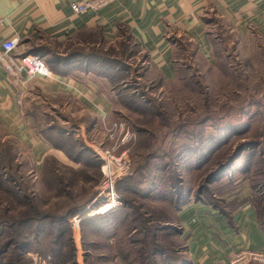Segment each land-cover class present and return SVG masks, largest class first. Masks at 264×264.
<instances>
[{
  "label": "rangeland",
  "instance_id": "obj_1",
  "mask_svg": "<svg viewBox=\"0 0 264 264\" xmlns=\"http://www.w3.org/2000/svg\"><path fill=\"white\" fill-rule=\"evenodd\" d=\"M213 18L214 62L195 58L194 45L180 37L183 51L177 52L180 59L177 74L168 81L157 76L154 78L148 56L138 52L128 35L117 44L99 47H87L90 41L84 42L86 35L63 41L33 40L29 44L45 45L41 54L52 59L55 68L62 72L75 70L71 63L78 55L82 56L79 60L85 62L92 57L91 53H100L105 58L95 56L93 60L101 62L100 67L107 65V68L93 66L115 78L111 67L118 65L115 67H119L121 76L123 74L127 81L124 85V81L115 83L120 77L112 81L108 77L107 82H102L101 88L113 97L115 103L116 111L111 117L106 115L99 119L93 111L91 115L75 105L70 124H64V116L53 112L43 117L41 123H49L55 117L57 124L60 122L67 127L82 123L86 127L88 144H95L101 150L113 144L107 137L104 121L107 124L115 120L126 121L135 132L130 142L117 150V154L126 150L130 173L119 183V194L128 208L123 206L118 216H114L117 221L114 233L102 232L106 215L92 214L96 215L95 218L89 219V223L85 221V227L75 216L70 219V224L60 222L64 240L70 235L74 238L78 264H124L115 256L120 243L133 247L130 248V259L136 257L137 248L143 245L147 248L143 264H166L162 260L152 261V242L158 239L161 247L169 253L167 258L171 262L173 258H183V241L177 233L182 227L177 222L178 198L170 187L177 185L175 191L183 188L186 203L195 201L200 187L207 185V177L227 162L241 144L249 148L235 163V169L210 182L209 190L204 188L201 196L206 201L214 200V196L219 197L235 183L246 179L257 188L253 195L258 205H264V197H259L264 193V35L257 33L249 40H240L219 17L213 15ZM193 59L196 64L190 62ZM78 129L80 126L74 128L75 131ZM73 142L69 141L68 145L73 146ZM7 154L11 158L15 155L16 160L5 171L9 176L22 177L18 179L19 185L32 196L41 214L59 215L75 205H85L82 211L91 208L89 212L102 203V195H99L104 187L102 162L100 165L93 152L85 150L81 163L73 166L51 157V167L57 166L58 178L64 179L61 184L52 169L46 174L43 171L39 175L29 173L32 165L27 163V149L17 146L14 139L5 138L0 130V161L3 155V161H6ZM33 166L36 170V165ZM125 179L127 181L123 182ZM131 205L133 208H129ZM10 207L11 210L4 212L0 201V219L5 217L15 221L11 230L6 228L9 235H1L5 228L0 226V247L8 239L12 243L6 254L0 257V264L9 259L10 264H56L60 244L53 241L63 239L53 228L59 227L58 222L41 219V216L22 219L30 207L17 203ZM124 212L131 213L133 219L122 221ZM129 224L132 228L127 231ZM169 224V230H160ZM50 230L52 234L48 236ZM132 264L142 262L136 258Z\"/></svg>",
  "mask_w": 264,
  "mask_h": 264
},
{
  "label": "crops",
  "instance_id": "obj_2",
  "mask_svg": "<svg viewBox=\"0 0 264 264\" xmlns=\"http://www.w3.org/2000/svg\"><path fill=\"white\" fill-rule=\"evenodd\" d=\"M73 1L76 0H0V17L8 19L0 31V46L5 39L17 36L20 43L13 55L20 56L33 40L63 41L86 35L84 42L90 41L87 47H99L117 44L128 35L138 52L148 56L154 78L168 81L177 74L182 37L194 45L195 58L214 62L213 15L240 40H249L257 33L264 35V0H116L81 14L73 12ZM190 62L196 64L195 59ZM103 74L84 64L69 72L55 70L50 77L30 80L24 96L19 98L18 82L0 64V130L5 138L27 149V163L32 165L29 173L39 175L48 157L70 166L79 164L55 146L45 130L53 128L54 132L62 127L71 131L80 126L75 136L91 146L85 139V125L63 126L56 124V117L41 123L53 112L64 116V124H70L75 105L91 115L93 111L99 119L115 114L113 97L101 88L102 82L108 80ZM253 194L251 183L243 179L217 197L218 203L197 199L183 204L176 211L182 226L181 263L230 264L242 250L264 251V226Z\"/></svg>",
  "mask_w": 264,
  "mask_h": 264
},
{
  "label": "trees",
  "instance_id": "obj_3",
  "mask_svg": "<svg viewBox=\"0 0 264 264\" xmlns=\"http://www.w3.org/2000/svg\"><path fill=\"white\" fill-rule=\"evenodd\" d=\"M44 47H46V46L45 45L32 44L27 51H24L22 53V55H37V56L41 57L46 62L48 67L51 69V71L58 70L57 68H55L56 65L54 64L52 59H47V57H45L47 55H42L41 54V53H43V48ZM91 56H92L91 58H88L84 62V60H79L80 58H82V56L78 55L75 58V61H73L71 63V66L77 67V66H82L83 64H84V66H90V67H92L93 65L99 66V64L101 62L100 63H96L93 60V57L97 56V57L102 58V59L105 58V56H103L100 53H91ZM64 59H66V58H64ZM59 65H60V63H59ZM106 66H102V67L99 66V67L102 68L103 70H105L107 68ZM115 66H118V65H115ZM115 66L111 67V71H114L115 78H112L111 76L107 75L106 73H104L102 71L104 73L103 75L104 76H108L109 80H111V81L115 80V79H118V77H120L117 80V82H115V83H118L120 81H124L125 82L124 85L127 84L126 79L123 78L125 76L123 74L121 76V72L119 71V67H115ZM93 68L96 69L95 66H93ZM52 130H54V129L50 128L49 130H45V135L52 141L53 144H55V146H58L61 149H63L68 154L70 159L74 160L75 162L81 163V161H82L81 159H82L83 153H84L85 150H87V151L93 152V156L98 160V162L101 165L100 157H98V155L95 153V151H94V149L92 147H90L89 145L86 144L85 140L82 137L75 136L76 131L74 130V128H71V131H67V130L63 129L62 127H57V130H55L54 132H52ZM63 138H65V142H63ZM73 140H74V142H73ZM69 141H72L75 145H78V147H75L74 144H73V146L72 145H68ZM253 144L257 145L256 143H253ZM255 145L252 146V147H255ZM247 148H249V146L244 145V144H241L238 147H236L235 151L232 153V155L228 159V161L223 163V164H221V165H219L217 168H215L213 170V172L207 177V179H206L207 185H205V186L202 185L200 187V189L198 191V195L196 194V199L195 200L198 199V200H201V201L207 202V203L208 202L209 203H216V202L218 203V198L215 197V196H214V200L206 201L205 198L203 197V195L201 196V192L204 190V188L206 190H209V185L208 184L210 182H212L213 180H215V181L219 180V178H221V176H223V175L227 174L229 171L235 169V163H237V161L241 157H243V154H244L243 152ZM7 155L9 157H7L6 161H3L4 155H3V157L1 158V161H0V196H1L0 201L2 203V206L4 207L3 208L4 212L8 211V210H11L10 209L11 208L10 205L12 203L13 204L17 203V204L25 205V206L28 205L30 207V209L27 207L28 208V212L25 215L26 217H23L22 219H24V218H33V216H41L40 217L41 219H44V218L53 219V223L58 222V224H59V227H53L55 230H57L56 232H58V236H63L65 234L63 231H60V222L61 223L65 222L67 224H70V219L72 217L76 216V215H79L81 217L80 225L82 227H85V224H84L85 221H87V223H89V221H88L89 219L95 218L96 215L88 214V210H86L85 212L82 211V209H83V207L85 205L84 206L83 205H75V206L69 207L66 212L60 213L59 215L52 214V213L41 214V212L37 209V206L34 205V203H33L34 200H33L32 196L30 194H28L22 188L21 185H19L18 179L21 180L22 177L19 176V178H16L14 175L13 176H9L8 171H5V169L10 165V163L16 160V156L15 155H11L12 158L10 157L9 154H7ZM50 158L51 157H48L45 165L43 166L42 171L46 174L52 169V172H54L57 181L59 180L60 184H61L64 181V179L61 176L59 177L60 179L58 178V175L56 173L57 166H52L51 167V163L52 162H50ZM52 158H54V157H52ZM18 166H19V164H18ZM126 177L127 176L120 177L116 181V189H117L118 194L121 191V187L119 186V183L121 182V180L123 178H126ZM126 181L127 180L125 179L123 182H126ZM251 185H252V188L255 191V189H257L256 186H254L253 184H251ZM176 188H177V185L174 186V187H170L171 191L176 192V195H177V198H178L177 199L178 204H177V208H176V211H177L183 204H186V202L184 201L185 193L182 190L183 188H181L178 191H175ZM126 189H127V187L125 188V190ZM212 197H213V195H212ZM254 197H255V195H254ZM259 197H261V198L264 197V193H261L259 195ZM254 200L257 203V199H254ZM121 201H122L121 207H119L118 209L108 213L104 217L105 221H107V222H103L104 223L103 227H101L102 228V232L104 234L111 235L112 233H114V227L116 226V223H117V221L115 220L114 216H118L120 210H122L121 208L123 206H126V205H124L125 201H124V199L122 197H121ZM182 201H183V203H182ZM257 205H258V203H257ZM258 207H259V211H260V213H259L260 220H261V222H262V224L264 226V205L261 206V207L258 205ZM125 208H128V207L126 206ZM129 208H133V206L131 205ZM132 219H133V215H131V213H128V212H124L123 213V217H121L122 221L132 220ZM14 223H15V221L11 222L7 218L2 217V219H0V226H3L5 229L1 233V235H4L6 233H8V235H9L10 233H9L8 230L9 229L11 230L12 225ZM6 228L8 230H6ZM131 228H132V224H129L127 226L126 230L130 231ZM170 228H171V225L169 224V226H162L160 230H169ZM177 233H178L179 236L182 234L181 230L178 231ZM51 234H52V231L50 230L49 233H48V236L51 235ZM38 237L39 238L41 237V232L38 235ZM64 238L65 237L63 236V239L61 241L60 240H58L56 242L53 241L54 244H60L59 250H58V251H60V255L58 257H56L55 263L56 264H78L77 259H76V245H75V241H74L73 236L70 235V236L66 237L65 240H64ZM134 243L135 242H133V244ZM29 245H28L27 248H29ZM152 245H153V250L151 251L152 252L151 257L153 258L152 261L156 262L157 260H162V261H165L166 264H184V263H181L182 258H180V259L179 258H173V262H171L167 258L169 253L166 250H164V248L161 247L160 239H158L156 241H153ZM11 246H12V243H11L10 239H8L7 241H4L2 246L0 247V255H1L0 257L4 256V254H6V252L8 251V249ZM64 248H66V249H64ZM130 248L133 249V247L130 246L129 244L126 245V243H120L116 247L115 256L117 258H119L121 260V262H123L124 264H132V262L135 261L136 258H138V259L140 258V260H141V262L143 264V261H145L144 256H145V253L147 252V248L145 246H143V245H141V247H138L137 250H136L137 255H136V257L134 256V258H132V259H130L131 255H132V253H130ZM175 249H177V248H175ZM174 252H176V251H174ZM5 264H10V259L7 260V262Z\"/></svg>",
  "mask_w": 264,
  "mask_h": 264
},
{
  "label": "built area",
  "instance_id": "obj_4",
  "mask_svg": "<svg viewBox=\"0 0 264 264\" xmlns=\"http://www.w3.org/2000/svg\"><path fill=\"white\" fill-rule=\"evenodd\" d=\"M114 1L116 0H76L71 3V8L75 14H81L89 9H101ZM6 22H8L6 17H0V31ZM19 43L20 39L17 36L7 38L2 42L0 46V64L7 70L10 77L18 82L19 89L17 92H19V98H22L24 96V88L30 80L35 79L37 76L50 77L53 72L46 62L37 55H13ZM104 125L107 137L113 144L102 150L95 144L91 145L102 162L104 187L99 194L102 195V203L89 211L88 214L107 215L118 209L122 201L116 189V181L118 178L130 173L128 172L130 168L128 160L125 158L126 150H123L120 154H117V150L130 142L135 132L123 120L110 121L108 124L104 121ZM75 219L80 221L81 217L77 215ZM261 262H264V251L245 249L238 252L231 259L230 264Z\"/></svg>",
  "mask_w": 264,
  "mask_h": 264
}]
</instances>
